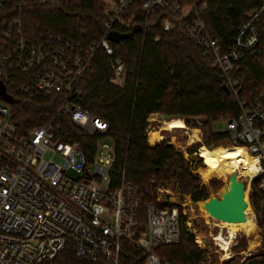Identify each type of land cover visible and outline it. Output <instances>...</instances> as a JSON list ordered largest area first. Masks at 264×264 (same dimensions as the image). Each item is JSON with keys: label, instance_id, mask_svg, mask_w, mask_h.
<instances>
[{"label": "built area", "instance_id": "1", "mask_svg": "<svg viewBox=\"0 0 264 264\" xmlns=\"http://www.w3.org/2000/svg\"><path fill=\"white\" fill-rule=\"evenodd\" d=\"M56 1L17 0L15 6L6 8V0H0V264H172L159 254L158 247L178 243L182 226L191 233L185 208L189 195L180 194L176 185L170 190L165 183L156 189L154 202L162 204L156 207L145 203L123 177L119 187L110 190L108 172L113 157H108V147L90 162L83 155L77 168L80 174L70 173L71 167L76 168L78 143L61 140L59 125L53 122L21 132L6 99L18 95L37 100L53 95L56 114L70 118L88 135L105 132L106 121L78 102L81 81L96 49L102 48L109 58L110 82L121 86L124 64L106 35L111 30L129 32L132 18H122L121 13L131 3L147 15L158 9L162 29L181 30L222 73L238 107L235 116L225 119L226 140L244 148L252 164L246 175L237 173V177L246 179L245 186L257 178V188L264 191V78L246 89L250 67L243 65L264 36V0L245 12L229 43H220L207 32L199 15L207 5L205 0H101L106 20L98 43L80 47L53 32L28 40L20 9ZM197 141L200 137L193 143ZM200 145L191 154L202 161ZM55 155L61 162L54 160ZM183 155L196 171L199 166L192 164L190 153ZM90 164L94 165L92 172ZM105 177L107 184L101 188ZM260 207L264 213V200ZM215 236L214 243L221 249ZM195 237L202 251L200 264H221L229 258V250L222 249L223 255L215 259L217 249Z\"/></svg>", "mask_w": 264, "mask_h": 264}, {"label": "trees", "instance_id": "2", "mask_svg": "<svg viewBox=\"0 0 264 264\" xmlns=\"http://www.w3.org/2000/svg\"><path fill=\"white\" fill-rule=\"evenodd\" d=\"M17 0H6L4 7L15 6ZM206 7L199 13L209 35L220 43H229L246 11L259 0H205ZM17 11H15L16 14ZM3 8L0 9V15ZM23 35L33 40L45 32L61 34L80 47L100 41L106 15L101 0H57L53 4L23 6L20 9ZM132 18L129 32L132 37L111 42L115 56L125 69L121 86L110 82L109 58L97 48L92 66L81 81L78 102L91 114L108 124L105 132L88 135L70 118L56 114L53 95L28 100L18 95L7 97L16 127L26 133L34 125L57 123V136L63 141L77 142L87 162L96 153L98 141L108 137L113 146V160L108 172V188L119 187L122 177L137 189L145 203L154 202L157 187L171 182L180 194L189 195L194 202L207 198L216 180L206 187L194 167L166 139L149 144L147 131L151 114L170 119L180 117L185 123L202 120L203 143L210 150L226 143V132L211 128V122L236 115L238 107L231 92L222 88L224 77L210 65V60L185 39L179 29L165 31L161 27L160 11L146 14L137 3L121 13ZM157 37V40H154ZM243 65L250 67L244 87L251 89L264 78V36L248 53ZM251 79V80H249ZM193 149L199 141L192 143ZM203 151V150H202ZM201 151V152H202ZM200 162V159H199ZM258 179L251 181L249 200L259 216L264 231V213L260 207L264 191L257 188ZM172 206L174 204H167ZM194 235L181 228L178 243L158 247L159 254L172 264H200L202 251L193 240ZM225 261L224 264H228ZM242 264H264V251L247 258Z\"/></svg>", "mask_w": 264, "mask_h": 264}, {"label": "rangeland", "instance_id": "3", "mask_svg": "<svg viewBox=\"0 0 264 264\" xmlns=\"http://www.w3.org/2000/svg\"><path fill=\"white\" fill-rule=\"evenodd\" d=\"M225 118H220L218 120H214L211 122V128L213 130H225L226 129V119ZM149 122V129H158L160 132V137L154 141L157 142L161 139H166L170 141L174 145L176 149L181 151L183 154L184 152L189 154V149H193V141L197 140L200 137L199 144V155L202 157V161L200 159L199 162V156L198 155H193L190 152V155L188 156L192 162V164H198L199 167H196V172L198 176L200 177L201 184L205 185L208 187L211 184L212 180L217 181V185L214 187V189H208V196L205 199L198 200L196 202L192 201L190 197H185V200L187 201V205L185 206L186 208V214L187 218L189 219L190 222V231L193 235H199V237L203 240H205L206 246L208 245L211 249H217V252L214 253L215 259L218 258L219 256L223 255V250L218 248L216 243H214L213 236L217 234H221L222 237L227 241L226 249L229 250L230 256L227 259H224L221 264H224L225 261H229L228 264H240V261H244L249 257L256 256L260 254L262 251H264V231L262 227L259 226V216L256 210L252 207L250 200H249V192L251 190V186L247 185V188H245V193L246 194V199L248 206L244 210L245 212V219L238 221V220H228L220 217H214L207 212L204 208V202L211 196H218L219 191L222 186L226 185V179L223 174H221V171L215 170L213 171L212 175L204 179L203 175L200 173V170L202 167H205L203 164V160L205 158H209L211 155V151L209 148L203 143V131H202V120H191L189 123H185L182 118L180 117H174L170 119H165L158 114H152L148 118ZM173 123L177 126L184 127V128H174L172 130H166V129H159L160 124H170ZM192 128H197L199 129L200 134L197 132L196 136L193 137L192 135ZM148 129V130H149ZM148 132V131H147ZM174 134V135H173ZM198 136V137H197ZM148 140V138H147ZM148 143H150L148 141ZM154 143H150L151 145ZM226 143L228 141L226 140ZM97 150L95 153V156L101 155L103 152V149L106 147L110 148L108 157L111 159L113 157L112 153V143L111 140L108 137L101 138L98 141L97 145ZM223 147L225 148L222 152L225 155H229V150L228 147L224 144H219L213 148L216 147ZM198 147V146H197ZM196 147V149H197ZM195 149V150H196ZM204 150V151H202ZM202 151V153H201ZM220 149H217V152H219ZM216 152V150H215ZM46 157L49 156V153L45 155ZM184 156V155H183ZM83 154L81 151H76L74 153V164L76 168L71 167L69 172L73 174H80V170L77 169L80 167L83 163L82 161ZM54 160L56 162H61V158L58 155L54 156ZM206 164H210V161H206ZM107 167L110 166V164L106 165ZM94 170V165L90 164L89 165V171ZM229 171H232V169H226L224 171L225 175L229 174ZM222 175V176H221ZM228 176V175H227ZM243 182H246L245 178H241ZM107 184V178H102L100 181V186L101 188H105ZM170 190L172 187V183L168 182L165 184ZM176 198V197H174ZM180 201H183V198L180 197ZM249 224H255L256 228V236L251 237V235L247 234V227ZM258 227V228H257ZM203 236H202V235ZM259 234V235H258ZM216 237V236H215ZM218 242V241H217ZM250 242H254L256 244L255 247H252L249 249V244ZM223 247V246H222ZM224 248V247H223ZM225 249V248H224ZM225 249V250H226Z\"/></svg>", "mask_w": 264, "mask_h": 264}, {"label": "bare ground", "instance_id": "4", "mask_svg": "<svg viewBox=\"0 0 264 264\" xmlns=\"http://www.w3.org/2000/svg\"><path fill=\"white\" fill-rule=\"evenodd\" d=\"M184 127H180L173 123H170V124H160L159 129L160 130L161 129L172 130L174 128H184ZM191 131H192L193 137L196 136V133L198 132L197 128H192ZM159 137H160V132L158 129L148 130L147 138L150 143H154V141H156ZM227 149L229 150V155H225L220 152L211 151L210 157L205 158V160H203V164L205 165V167L201 168L200 173L203 175L204 179L209 178L212 175L213 171L215 170L221 171V174H223L225 178H227V175H228V174L225 175L224 173L226 169H230V170L232 169V171H236L238 175H246V173L250 171V168L252 165L251 160L246 154V151L244 148L240 146H235V148H227ZM206 161H210V164H206ZM232 171H229V173H231ZM245 188H247V186H245ZM246 194L247 193H245V190H244L245 209L248 206ZM256 232L257 231L255 228V224H249L247 227V234L251 235V237H255ZM195 238L197 241H201L199 235H196ZM216 239L225 249L227 248L226 247L227 241L222 237L221 234H218ZM222 246H221V249H224ZM255 246L256 244L254 242H250L249 249Z\"/></svg>", "mask_w": 264, "mask_h": 264}, {"label": "water", "instance_id": "5", "mask_svg": "<svg viewBox=\"0 0 264 264\" xmlns=\"http://www.w3.org/2000/svg\"><path fill=\"white\" fill-rule=\"evenodd\" d=\"M130 37H132L131 32L116 30H111L106 35V38L111 42H118ZM222 88L225 92H229L225 84ZM244 190L245 183L237 177L236 171H232L228 174L226 185L221 187L219 195L209 197L204 202V208L214 217L241 221L245 219ZM203 241L205 242L204 239Z\"/></svg>", "mask_w": 264, "mask_h": 264}, {"label": "crops", "instance_id": "6", "mask_svg": "<svg viewBox=\"0 0 264 264\" xmlns=\"http://www.w3.org/2000/svg\"><path fill=\"white\" fill-rule=\"evenodd\" d=\"M151 115H152V114H151ZM203 151H204V150H203ZM257 228H258V227H257ZM217 235H218V234H217ZM217 235H216V238H217ZM258 235H259V234H258ZM216 238H215V239H216ZM216 240H217V239H216Z\"/></svg>", "mask_w": 264, "mask_h": 264}]
</instances>
